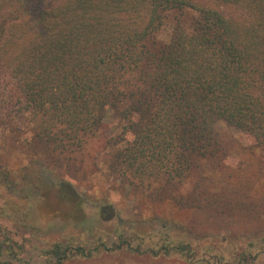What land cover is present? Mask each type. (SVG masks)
<instances>
[{
	"label": "trees",
	"instance_id": "trees-1",
	"mask_svg": "<svg viewBox=\"0 0 264 264\" xmlns=\"http://www.w3.org/2000/svg\"><path fill=\"white\" fill-rule=\"evenodd\" d=\"M110 111L119 127L102 151L108 178L212 225L236 209L255 217L254 203L226 199L212 175L229 153L220 124L264 147V0H0V256L16 251L1 219L35 235L36 209L54 194L81 210L76 154ZM150 222L163 227L159 250L195 258L168 219ZM44 254L64 264L92 252L58 241Z\"/></svg>",
	"mask_w": 264,
	"mask_h": 264
},
{
	"label": "rangeland",
	"instance_id": "rangeland-1",
	"mask_svg": "<svg viewBox=\"0 0 264 264\" xmlns=\"http://www.w3.org/2000/svg\"><path fill=\"white\" fill-rule=\"evenodd\" d=\"M171 34L172 25L168 22L159 37L167 41ZM118 127L110 111L102 129L87 138L76 154L72 180L87 198L81 210H74L73 203H58L54 194L48 208L39 205L36 209L32 221L39 232L35 235L19 228L12 220L1 219L16 251L15 256L1 255L0 264H46L48 258L44 249L58 241L71 246L82 245L92 252L89 257H72L64 264H212L216 260L220 264H264V147L252 146L251 138L224 124L219 125L229 153L213 172L212 182L226 199L254 203L251 214L255 217L236 209L224 226H218L209 223L205 212L181 210L175 200L160 201L145 188L125 187L121 180L108 178L102 151L106 140L117 133ZM194 181L195 176H192L184 189L190 188ZM152 217L168 219L171 224L168 232L174 239L188 241L190 247L196 249L195 258L188 259L177 250L169 253L159 250L158 235L163 227L157 222L147 223ZM121 218L127 225H120ZM194 218L197 224L202 221L195 231L192 230ZM156 242L158 247L153 250L159 251L158 254L149 249ZM119 244L121 247L117 248ZM105 246L111 249L106 250Z\"/></svg>",
	"mask_w": 264,
	"mask_h": 264
}]
</instances>
